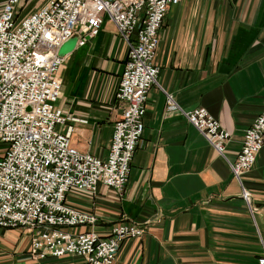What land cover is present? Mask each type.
<instances>
[{
	"label": "crops",
	"instance_id": "0c3cea01",
	"mask_svg": "<svg viewBox=\"0 0 264 264\" xmlns=\"http://www.w3.org/2000/svg\"><path fill=\"white\" fill-rule=\"evenodd\" d=\"M29 1L40 9L51 0ZM127 54V42L106 20L97 37L65 57L60 73L58 106L70 119L73 146L103 160L125 108L116 93ZM156 64L159 86L149 93L125 192L101 185L96 196L71 192L67 203L96 215L95 231L104 238L121 223L145 230L125 242L115 264H258L264 254V149L242 182L229 162L264 112V0L172 6ZM168 95L184 111L204 108L220 122L230 133L225 157L183 115L168 111ZM31 241L29 230L0 229V264H85L73 256L35 260Z\"/></svg>",
	"mask_w": 264,
	"mask_h": 264
},
{
	"label": "built area",
	"instance_id": "2783aa9c",
	"mask_svg": "<svg viewBox=\"0 0 264 264\" xmlns=\"http://www.w3.org/2000/svg\"><path fill=\"white\" fill-rule=\"evenodd\" d=\"M183 1L51 0L20 18L22 0H7L0 14V145L7 147L0 157V229L31 231L35 260L73 256L85 264H115L125 242L144 235L138 224L121 223L104 238L95 231L98 217L67 199L73 191L96 196L101 185L125 192L149 93L159 86L160 31L170 8ZM106 20L127 42L128 54L116 93L125 108L103 160L73 146L70 119L58 106L65 63L59 50L74 37L84 46ZM168 111L183 115L225 157L230 133L206 109L184 111L168 95ZM263 149L264 112L247 129L236 161H228L239 182ZM244 199L254 213L245 189Z\"/></svg>",
	"mask_w": 264,
	"mask_h": 264
},
{
	"label": "rangeland",
	"instance_id": "374dc122",
	"mask_svg": "<svg viewBox=\"0 0 264 264\" xmlns=\"http://www.w3.org/2000/svg\"><path fill=\"white\" fill-rule=\"evenodd\" d=\"M6 2H7V0H6ZM6 2H5V4H6ZM30 2H32V1L22 0L21 7H20V18H24V17L28 16L29 14L39 10L38 5H33ZM5 4L3 5L2 10L5 6ZM2 10H1V12H2ZM6 150H7V147L0 145V157L6 152ZM6 230H10V229H6Z\"/></svg>",
	"mask_w": 264,
	"mask_h": 264
},
{
	"label": "water",
	"instance_id": "95a60500",
	"mask_svg": "<svg viewBox=\"0 0 264 264\" xmlns=\"http://www.w3.org/2000/svg\"><path fill=\"white\" fill-rule=\"evenodd\" d=\"M79 39L74 37L67 41L59 50V56L65 58L66 56L72 54L78 46Z\"/></svg>",
	"mask_w": 264,
	"mask_h": 264
}]
</instances>
